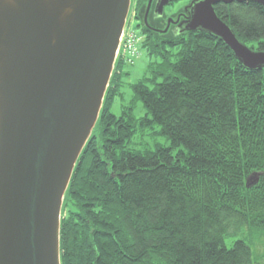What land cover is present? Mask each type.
<instances>
[{
    "label": "trees",
    "instance_id": "1",
    "mask_svg": "<svg viewBox=\"0 0 264 264\" xmlns=\"http://www.w3.org/2000/svg\"><path fill=\"white\" fill-rule=\"evenodd\" d=\"M214 7L241 42L264 50L261 5ZM139 28L155 58L133 84L147 113L110 111L117 59L64 196L61 264H253L246 239L264 245V68H245L206 32ZM154 123L169 146L127 147ZM256 255L262 264L264 250Z\"/></svg>",
    "mask_w": 264,
    "mask_h": 264
},
{
    "label": "water",
    "instance_id": "2",
    "mask_svg": "<svg viewBox=\"0 0 264 264\" xmlns=\"http://www.w3.org/2000/svg\"><path fill=\"white\" fill-rule=\"evenodd\" d=\"M173 1L157 0L155 11ZM233 1L264 8V0H191L177 32H206L245 68L262 69L264 50L241 42L215 11ZM131 2L0 0V264H61L64 196L98 122Z\"/></svg>",
    "mask_w": 264,
    "mask_h": 264
},
{
    "label": "rangeland",
    "instance_id": "3",
    "mask_svg": "<svg viewBox=\"0 0 264 264\" xmlns=\"http://www.w3.org/2000/svg\"><path fill=\"white\" fill-rule=\"evenodd\" d=\"M191 0H175L171 2L169 5L165 6L163 14H161V18L159 20L150 19V10L148 12L147 24L144 23V16L146 13V8L148 4L147 2L136 10L137 0H132L130 13L126 23V34L130 35L134 32L140 33V28L142 26L148 25L154 28V31L150 29V31L158 33V35L164 34L163 30H168V19L171 18L174 21L179 20V15L183 13L185 7L188 6ZM155 7V6H154ZM155 9V8H154ZM181 22V21H180ZM165 31V32H166ZM162 37V36H158ZM165 37V36H163ZM137 47L139 46V51L132 57H128L126 59L121 57L122 47L120 45V49L118 52V61L122 63L121 66V75H120V86L118 89V93L113 97L112 104L110 107V111L116 116H120L123 110L126 107H132V112L136 118L145 116L147 113L146 108L143 105V102L136 96L135 91L133 89V84L137 83L143 76L146 74L148 64L155 60V58L150 57L147 52L142 47V43H137ZM169 48V46H167ZM176 49H173L175 51ZM173 59V56H171ZM114 72V71H113ZM160 125L154 123L149 128H141L137 127L133 136L127 144L128 148L136 149L140 151H144L146 148H154L155 145L160 144L163 146H169V139L159 133ZM253 239H256L253 237ZM246 241L250 244L252 248V258L253 264L260 263L259 257L256 255V249L258 253L264 250V245L260 242L256 243L255 247L253 246L250 239H246ZM226 245L229 247L231 245V239H225ZM264 242V240H263ZM256 248V249H255ZM264 264V262L262 263Z\"/></svg>",
    "mask_w": 264,
    "mask_h": 264
},
{
    "label": "built area",
    "instance_id": "4",
    "mask_svg": "<svg viewBox=\"0 0 264 264\" xmlns=\"http://www.w3.org/2000/svg\"><path fill=\"white\" fill-rule=\"evenodd\" d=\"M127 30L126 27L124 29L122 38H121V47H122V53L121 57L126 59L128 57L134 56L139 51V46L137 47V43H142L144 40V37L141 34H138L134 31L130 35L126 34Z\"/></svg>",
    "mask_w": 264,
    "mask_h": 264
},
{
    "label": "flooded vegetation",
    "instance_id": "5",
    "mask_svg": "<svg viewBox=\"0 0 264 264\" xmlns=\"http://www.w3.org/2000/svg\"><path fill=\"white\" fill-rule=\"evenodd\" d=\"M156 1L157 0H152V3H151V6H150V15H149V18L152 20V19H154V20H159V18H161V14H158L156 11H155V4H156ZM187 15H188V12L187 11H184L183 13H181L180 15H179V20L177 21V23H173V22H171L170 24H169V26H168V30L166 31V32H164V34L165 33H167V32H177L178 31V27H179V23H180V21H183L186 17H187ZM147 17H148V15H147ZM148 19V18H147ZM149 28L150 29H152L153 31H154V28H152V27H150L149 26Z\"/></svg>",
    "mask_w": 264,
    "mask_h": 264
}]
</instances>
